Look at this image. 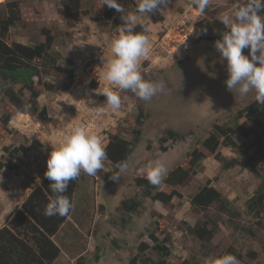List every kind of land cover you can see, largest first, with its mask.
Wrapping results in <instances>:
<instances>
[{"label":"rangeland","instance_id":"1","mask_svg":"<svg viewBox=\"0 0 264 264\" xmlns=\"http://www.w3.org/2000/svg\"><path fill=\"white\" fill-rule=\"evenodd\" d=\"M9 1L12 0H0V21L7 16L5 4ZM18 1L22 2V22L10 30L7 41L41 43L45 41L44 32L50 31L55 38L53 48L73 61L76 72L73 80L55 71L43 78V82L55 85L56 90L49 92L39 87L42 91L39 104L47 109L49 116L47 123L41 122V128L34 125L40 121L26 112L22 113L23 119H16V124H9L8 131L2 129L0 122V158L6 146L28 148L26 155L16 161L17 169L0 172V229L9 225L11 214L46 178V161L52 146L62 139V133L77 122L89 129L94 124L92 130L103 136L106 147L114 135L129 140L136 115L142 111L145 116L142 141L129 157L128 170L120 175L119 181L104 178L113 171L107 159L102 177L82 174L71 214L53 237L60 248L53 264H130L140 243H150L149 231H155L158 226L172 236L169 259L172 264L185 261L203 264L204 257L225 253L236 256L239 264H264V214L258 224L246 211L247 201L264 180V161L256 169L242 166L224 169L210 156L187 186L175 188L181 197H175L170 205L144 200L142 212L137 216L127 215L125 225L118 212L122 200L139 195L138 181L146 178L143 169L148 162L160 159L167 168L166 175L176 166L187 168L189 154L196 148L202 149L215 124L227 123L229 117L256 102L254 91L245 96L235 89L228 91L227 62L214 46L217 40L209 39L216 34L212 22L225 12L231 14L236 0H210L203 13L190 8V0H169L160 10L145 14L137 25L147 27L145 34L151 42V53L141 60V72L146 80L163 81L166 91L147 102L131 91H120L121 108L114 112L105 107L99 114L95 107L106 104V97L99 93L109 86L102 77L103 62L111 57V39L118 34L117 29L94 23L101 4L84 0L82 9L87 14L69 27L61 0ZM134 2L136 5L138 0ZM258 14L264 16V9ZM248 53L249 49L245 48L243 54ZM11 112L15 119L18 113L4 100L0 81V119ZM256 121L264 123V104ZM242 125L254 128V123L245 118L238 124ZM238 126L234 127V139L243 143ZM167 130L177 132V141L161 142L167 138ZM219 151L229 160H240V154L231 148L220 146ZM42 156L45 160L41 161ZM165 176L159 187L170 193L173 188L165 186ZM207 184L232 201L241 214L235 223L221 216V222H217L219 230L210 243V254L186 230L203 219L192 208L190 198ZM208 215L216 221L220 213L213 206Z\"/></svg>","mask_w":264,"mask_h":264},{"label":"trees","instance_id":"2","mask_svg":"<svg viewBox=\"0 0 264 264\" xmlns=\"http://www.w3.org/2000/svg\"><path fill=\"white\" fill-rule=\"evenodd\" d=\"M67 26L71 27L74 21L84 14L82 9L84 0H61ZM101 4L93 19L99 27H111L117 29L123 21L121 13L115 9L103 6L102 0H85ZM128 12L135 11L134 0H117ZM21 1L12 0L5 4L7 16L0 21V81L4 100L15 108L16 113H29L40 122L47 123L49 116L46 108L39 104V98L43 87L46 91L53 92L56 86L52 83L43 82V78L51 71L66 74L69 79L75 78L76 66L72 60L65 58L62 53L53 48L55 38L50 31H45L44 42L23 44L20 42L7 41L11 29L16 28L22 22L20 10ZM212 31L215 35L209 37L211 40L221 39V33L226 31L225 26L219 20L212 22ZM145 28L136 25L135 31L140 32ZM37 80V81H36ZM19 88V89H17ZM261 110V104H254L239 110L235 116L229 117L227 123L215 124L209 136L203 141L202 149H194L189 154L188 167L176 166L164 178L163 183L173 188L170 193L164 192L158 186L149 184L146 178L138 181L141 186L139 195L133 198H125L121 201L118 212L121 214L123 224H127V215H139L144 206V200L160 202L170 205L175 197H181V193L175 190L178 187L187 186L191 180L200 172L206 158H214L222 164L224 169L234 166L249 167L256 169L264 161V123L256 121ZM246 119L254 123V130L246 125L238 126L240 120ZM13 119V113H5L1 119L2 129L9 130V124ZM145 116L139 111L135 118V126L131 130L129 140L117 135L111 136L106 146L107 160L112 164L113 171L106 174L104 178L110 179L112 175L119 172L117 165L134 154L142 141ZM240 129L243 143L235 141L236 132L234 127ZM167 138L161 142L177 141L178 134L167 130ZM220 146L231 148L240 154V160H229L219 151ZM164 150H167L164 147ZM28 151L25 145L6 146L0 158V172L4 169L13 171L17 169L16 161L23 158ZM83 174V173H82ZM81 174V176H82ZM96 175L102 177V170ZM81 176L75 181H70L67 195L71 203ZM51 181L45 178L42 183L34 188L21 207L11 214L9 225L0 229V264H53L60 255V248L53 241L60 227L66 222L71 214L72 208L66 216L47 217L43 214L45 205L49 202ZM191 206L203 219L194 226H187L186 230L190 236L196 237L206 254L212 252L210 245L215 234L219 230L217 222H221V216H227L232 222H238L241 218L240 212L234 203L223 196L210 184L200 187L190 198ZM215 206L220 213L218 220L209 217V210ZM247 214L255 219L258 224L262 221L264 214V180L260 183L253 196L246 203ZM255 235L253 230L249 231ZM150 243L142 242L138 246L137 253L131 258L130 264H172L169 261L172 256V236L166 231H161L159 226L155 231H149ZM151 252V256H148ZM183 264H189L185 261Z\"/></svg>","mask_w":264,"mask_h":264},{"label":"clouds","instance_id":"3","mask_svg":"<svg viewBox=\"0 0 264 264\" xmlns=\"http://www.w3.org/2000/svg\"><path fill=\"white\" fill-rule=\"evenodd\" d=\"M103 6L121 13L123 23L117 28V35L111 39V57L103 62L102 77L109 86L99 94L106 97L104 106L95 107L99 114L105 107L112 111L121 108L120 91L128 90L140 100L150 101L158 93L166 91L163 81L146 80L141 72V60L151 53V42L145 34L148 29L135 31L138 21L169 0H138L134 12L125 15L124 7L117 0H102ZM210 0H190L189 7L200 13L208 7ZM264 9V0H236L231 14L225 12L218 16L226 31L221 39L215 41V48L227 62L228 78L225 81L228 91L235 89L241 96L255 92L257 103L264 104V16L259 15ZM249 49L248 55L243 50ZM112 86H115L113 88ZM62 139L52 146L46 161L45 177L51 181V196L43 209L47 217L66 216L72 208L70 198L65 195L69 182L75 181L82 173L95 176L104 168L107 159L104 138L97 131L89 129L84 123L73 124ZM119 172L111 176L118 182L120 175L128 170L127 160L121 161ZM143 171L152 186H158L166 175L165 164L156 159L148 162ZM203 264H239L231 253L203 258Z\"/></svg>","mask_w":264,"mask_h":264},{"label":"crops","instance_id":"4","mask_svg":"<svg viewBox=\"0 0 264 264\" xmlns=\"http://www.w3.org/2000/svg\"><path fill=\"white\" fill-rule=\"evenodd\" d=\"M23 116H25V115L22 114V113H18L17 116L15 117V119L13 118V120H12L10 123H11V124H16V119L21 120V119L24 118ZM51 119H52V118H51ZM50 121H51V120H50ZM50 125H51V124H50ZM46 149H47V148H46ZM42 160H45L43 156L41 157V161H42ZM28 195H29V194H28ZM26 198H27V197H26ZM26 198H25V199H26ZM10 202H11V200L9 201V203H10ZM7 203H8V202H6V204H7ZM6 204H5V205H6ZM15 205H16V204H15Z\"/></svg>","mask_w":264,"mask_h":264},{"label":"built area","instance_id":"5","mask_svg":"<svg viewBox=\"0 0 264 264\" xmlns=\"http://www.w3.org/2000/svg\"><path fill=\"white\" fill-rule=\"evenodd\" d=\"M34 125L37 127V128H41L42 127V123L41 122H36V123H34ZM95 128V126H94V124H91V127H90V129L92 130V129H94ZM46 152H44V154L46 155L47 153H48V151L47 150H45ZM44 157V156H43Z\"/></svg>","mask_w":264,"mask_h":264}]
</instances>
